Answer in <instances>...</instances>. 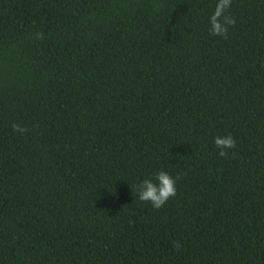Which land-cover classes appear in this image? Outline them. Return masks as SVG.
Returning a JSON list of instances; mask_svg holds the SVG:
<instances>
[{
  "label": "trees",
  "instance_id": "obj_1",
  "mask_svg": "<svg viewBox=\"0 0 264 264\" xmlns=\"http://www.w3.org/2000/svg\"><path fill=\"white\" fill-rule=\"evenodd\" d=\"M215 4L0 0V264H264V0Z\"/></svg>",
  "mask_w": 264,
  "mask_h": 264
},
{
  "label": "clouds",
  "instance_id": "obj_2",
  "mask_svg": "<svg viewBox=\"0 0 264 264\" xmlns=\"http://www.w3.org/2000/svg\"><path fill=\"white\" fill-rule=\"evenodd\" d=\"M233 0H216L214 10L208 18L209 34L227 38L229 28L236 25V19L230 14ZM158 7V6H157ZM36 39H43V33L38 32ZM12 130L19 134H24L28 129L20 124L13 123ZM214 146L218 149L217 155L227 157L228 150L236 147V140L231 134L223 136L217 135L214 138ZM179 177H173L170 173L160 170L155 174V178H144L136 184L132 191L135 190L137 197L142 202L150 203L155 209L162 208L177 193V180ZM173 247L176 250L181 248L179 241L174 242Z\"/></svg>",
  "mask_w": 264,
  "mask_h": 264
}]
</instances>
